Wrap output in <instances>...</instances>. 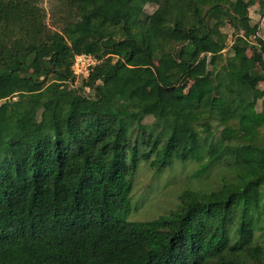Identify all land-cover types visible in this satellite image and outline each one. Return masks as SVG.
Listing matches in <instances>:
<instances>
[{
    "label": "trees",
    "instance_id": "16d2710c",
    "mask_svg": "<svg viewBox=\"0 0 264 264\" xmlns=\"http://www.w3.org/2000/svg\"><path fill=\"white\" fill-rule=\"evenodd\" d=\"M44 1L0 0V264H264L248 1ZM79 54L98 62L75 83ZM173 160L218 186L131 219L138 163Z\"/></svg>",
    "mask_w": 264,
    "mask_h": 264
},
{
    "label": "rangeland",
    "instance_id": "374dc122",
    "mask_svg": "<svg viewBox=\"0 0 264 264\" xmlns=\"http://www.w3.org/2000/svg\"><path fill=\"white\" fill-rule=\"evenodd\" d=\"M44 7L48 9V3L45 0ZM147 11H151L152 7L147 6ZM155 64L160 70L161 78L164 79L163 66L158 59H155ZM78 66L72 64V68L76 69L79 73L76 76L75 83H79L82 76V72ZM189 84L184 86L183 93L187 92ZM263 87V84H261ZM149 118H146L148 120ZM196 165L190 161L187 163H181L177 160L171 161V163L163 168L159 173L155 174L153 168L148 163L140 161L137 166V171L133 180L132 187V203H136L138 206L130 213V218L134 220H148L157 218L158 216L168 212L171 208L175 207V202L178 200V194L185 188L198 189L201 191H210L218 186L222 174V169L214 170L211 172L208 178H200L197 182L194 178H191L190 172ZM224 173V172H223ZM134 207V206H133ZM258 232L256 231V236Z\"/></svg>",
    "mask_w": 264,
    "mask_h": 264
},
{
    "label": "crops",
    "instance_id": "0c3cea01",
    "mask_svg": "<svg viewBox=\"0 0 264 264\" xmlns=\"http://www.w3.org/2000/svg\"><path fill=\"white\" fill-rule=\"evenodd\" d=\"M247 4H246V9H247V15L248 18L250 20L251 25H256L258 28V31L256 33L257 36H259L261 39L264 40V0H247ZM243 27L240 26L239 27V33H243ZM223 31L229 33V40H228V45L230 44V42L232 41V31L233 28L230 25H225L222 28ZM254 35H251L249 37V42L251 44V46L249 48H247L246 53L248 56L253 55L254 53H257L260 51V46H258ZM226 49H224L223 51L225 52ZM262 60L259 62V66L264 70V54H262ZM191 82H189L188 84L190 85ZM261 84H263V87H261ZM258 87L260 89H264V82H260L258 84Z\"/></svg>",
    "mask_w": 264,
    "mask_h": 264
},
{
    "label": "built area",
    "instance_id": "2783aa9c",
    "mask_svg": "<svg viewBox=\"0 0 264 264\" xmlns=\"http://www.w3.org/2000/svg\"><path fill=\"white\" fill-rule=\"evenodd\" d=\"M73 62H74L75 66H78V63L80 64L79 69L82 72V74L80 73V76H82L81 78H86L88 76L90 67L98 61L94 57H92L91 55L79 54V55H75ZM72 70H73V68H72ZM73 72L76 76H77V74L79 75V73L76 71L75 68H74Z\"/></svg>",
    "mask_w": 264,
    "mask_h": 264
}]
</instances>
